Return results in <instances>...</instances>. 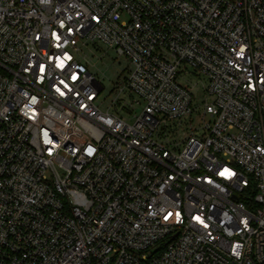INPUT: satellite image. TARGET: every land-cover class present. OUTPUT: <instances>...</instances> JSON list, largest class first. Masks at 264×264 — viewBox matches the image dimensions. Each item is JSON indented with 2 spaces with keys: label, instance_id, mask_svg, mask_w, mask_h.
Returning a JSON list of instances; mask_svg holds the SVG:
<instances>
[{
  "label": "built area",
  "instance_id": "built-area-1",
  "mask_svg": "<svg viewBox=\"0 0 264 264\" xmlns=\"http://www.w3.org/2000/svg\"><path fill=\"white\" fill-rule=\"evenodd\" d=\"M0 264H264V0H0Z\"/></svg>",
  "mask_w": 264,
  "mask_h": 264
},
{
  "label": "rangeland",
  "instance_id": "rangeland-1",
  "mask_svg": "<svg viewBox=\"0 0 264 264\" xmlns=\"http://www.w3.org/2000/svg\"><path fill=\"white\" fill-rule=\"evenodd\" d=\"M128 63L123 58H117L112 52H108L107 56L102 60L96 63L94 68H91V72L94 73L97 78L100 80L103 91L101 92L99 96V103H101V109L103 111H108L111 114H117V109L114 107H111L112 101L115 99L116 91L114 89V83L116 82L118 76L120 74L124 75V72H126ZM198 78H194L193 76L189 75L187 77V80L195 84L197 82ZM201 81L205 82V78L201 77ZM201 82L197 84V87L200 88ZM133 98V97H132ZM120 99H123L128 104L131 102V97L122 96ZM142 111V106H136L135 109L132 111V114H140ZM200 112V111H199ZM128 123L132 122V115L127 113L124 110H119L118 112ZM198 114V113H197ZM194 122L192 124L193 127H200L201 122L199 121L198 117L194 116ZM207 120H211L210 117H207ZM184 129L186 126H183ZM175 123L169 124L167 128H164L163 126H160L158 128L159 132L161 134H166L169 136L171 130L175 129Z\"/></svg>",
  "mask_w": 264,
  "mask_h": 264
},
{
  "label": "snow or ice",
  "instance_id": "snow-or-ice-1",
  "mask_svg": "<svg viewBox=\"0 0 264 264\" xmlns=\"http://www.w3.org/2000/svg\"><path fill=\"white\" fill-rule=\"evenodd\" d=\"M227 172H228V170L226 169L225 173H227ZM225 173H221V175H224ZM228 175H231V173H228Z\"/></svg>",
  "mask_w": 264,
  "mask_h": 264
}]
</instances>
